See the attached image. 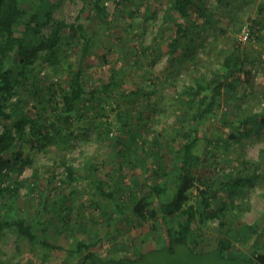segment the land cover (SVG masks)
I'll use <instances>...</instances> for the list:
<instances>
[{
    "label": "rangeland",
    "instance_id": "1",
    "mask_svg": "<svg viewBox=\"0 0 264 264\" xmlns=\"http://www.w3.org/2000/svg\"><path fill=\"white\" fill-rule=\"evenodd\" d=\"M51 1L57 4L53 14L56 19L68 24L83 23L97 32L95 45L90 50L91 64L87 68L90 80L93 83L108 82L115 73L118 85L112 89L117 95H126L122 109L131 117L132 130L136 131L140 143L139 152L143 154L145 150L151 157H146L148 160L140 165L129 156L124 160L122 170L118 171L122 155L117 158L113 149L117 148L118 139L129 134L120 128L114 104L115 110L110 109L107 115L100 114L96 124L92 118L75 122L78 127L69 142L60 140L41 150L28 142L22 143L19 149L28 163L20 176L24 185L20 186L18 196L0 195V211L12 208L16 217L28 216L30 222L39 216L40 221L57 224L59 231L50 226H44L48 227L44 229L39 223L33 225L39 235L46 236L51 242L70 246L80 240L94 241L99 243L94 250L103 259L136 260L128 264H235L219 258L215 252L206 253L213 250L222 237L232 241L234 250L241 251L242 257L255 250L264 252V125L253 130L251 137L244 139L242 147L228 138L234 129V120L264 113V28L255 30L254 34L251 31L248 42L240 41L243 26L248 24L251 28L252 20L259 16L258 6L262 0H205L210 17L194 15L201 34L193 37L196 43L192 55L185 59H182V50L188 46L183 45V49L172 57L162 35L163 31L166 35L171 34L172 22L178 20L175 13L167 16L171 0ZM99 7L105 9L107 19L99 17ZM234 47L240 49L243 68L254 76V83L239 100L224 96L216 116L202 126L203 141L198 152L207 159L197 173L200 176L220 173L224 178L234 168L241 167L242 154L259 169L255 186L243 201L249 203L250 208L245 212L224 210L215 220L198 219L191 248L202 255L193 254L185 246H178L169 254L159 247L165 235L162 224L157 223L153 228L155 224L140 223L132 217L130 196L135 190L139 196L151 194L155 198L150 187L166 184L168 178L157 163L168 156L166 141L173 140L172 145L180 147L181 139L177 138L176 130L190 125V113L178 106L176 95L182 85L194 83L203 75L211 76L220 67L218 61ZM81 51V46L75 44L69 50L68 61L78 64ZM35 74L44 91L51 82L63 83L68 79L65 69L56 72L43 64L38 66ZM137 91L139 96L131 98ZM33 104H37L35 94L28 92L14 100L16 107H23L26 111ZM249 126L253 127L255 123L251 122ZM225 140L231 144L228 150ZM157 153L161 158L156 157ZM72 167L80 172L77 174L79 181L65 185L62 180ZM144 169H148L147 172L144 173ZM155 171L156 175L153 174ZM120 173L124 179L118 177ZM110 176L118 177L116 181L121 188L118 189L121 199L118 204L97 192L96 179L111 183ZM132 181H139L142 186L133 187ZM27 182L32 185L27 186ZM72 191L75 195L68 226L52 219L53 213L42 212L39 203L42 197L48 196L53 204L63 193L70 195ZM118 207L127 214L126 218L120 216ZM222 221L226 222L225 227H222ZM242 224L255 225L263 239L257 242L256 236L252 235L242 241L238 234L243 229ZM80 258L64 250H49L42 242L33 244L20 239L14 228L0 230V264H76Z\"/></svg>",
    "mask_w": 264,
    "mask_h": 264
},
{
    "label": "trees",
    "instance_id": "2",
    "mask_svg": "<svg viewBox=\"0 0 264 264\" xmlns=\"http://www.w3.org/2000/svg\"><path fill=\"white\" fill-rule=\"evenodd\" d=\"M56 7L57 4L51 0H0L1 196L8 195L12 198L18 196L20 186L24 185V181H20V176L28 163L23 159L22 151L19 149L22 143L28 142L32 147L41 150L60 140L63 143L69 142L75 137V130L78 127L75 122L92 118L93 124H96L100 114L107 115L110 109L115 110L114 104L120 128L129 134L118 139L117 148L113 149L117 158L122 155V163L117 170H122L124 160L129 156L140 165H144V161L151 157L145 150L143 154L139 152L140 143L136 131L132 130L131 117L122 109L125 101L123 98L126 95H117L112 89H116L118 85L115 73L111 74L108 82L100 80L93 83L90 80L87 68L91 64L90 50L95 45L97 32L88 29L83 23L68 24L65 20L56 19L53 15ZM97 12L99 17L108 18L104 8L99 7ZM258 12L259 16L252 20V34L255 30L264 28V0L259 3ZM172 13L178 16V20L172 22L171 34L166 35L163 31L162 35L172 57H175L174 54L179 49H183V45L188 46L182 50L184 53L182 59H185L192 55V47L196 43L193 37L200 33L194 15L206 16L209 19L210 14L205 0H171L167 16ZM69 32L71 34H68ZM75 44L82 48L78 64H72L67 59L70 48ZM218 62L220 67L211 76L203 75L197 77L194 83L182 85L176 95L178 106L190 113L188 120L190 125L176 130L177 138L181 139L180 147L172 145L173 140H167L165 148L168 150V156H164L163 159L158 153L156 155L162 159L161 162L158 161L159 164L156 162L158 167L168 178L165 185L155 184L150 187L158 201H155L154 195L139 196L135 190H132L130 196L132 217L140 223L155 224L153 228L157 223L162 224L165 235L161 238L159 247L164 248L169 254L174 253L178 246H185L193 254L202 255L191 248V241H195L194 226L198 219L215 220L221 217L224 210L245 212L250 208L249 203L243 201L255 186L259 169L253 162L243 158L242 154L241 167L234 168L224 178L220 173L213 176H200L197 173L207 159L198 152L203 141L200 134L202 126L216 116L224 96L236 97L239 100L254 83V76L243 68L238 47H234ZM40 64L49 66L56 72L65 69L68 79L63 83L51 82L45 86L44 91L35 74ZM27 92L35 94L37 104H33L31 109L26 111L23 107H16L14 100L17 96L22 98ZM139 94L138 91L134 92L131 98ZM251 122L255 123V126H249ZM108 123L112 125V122ZM233 124L234 129L229 132L228 138L242 147L244 139L250 138L253 130L260 128L259 125H264V113L239 118L234 120ZM224 144L228 150L230 142L225 140ZM160 146L159 142L158 149ZM211 155L213 156V153ZM69 169L71 171L62 182L65 185L77 184L79 181L77 174L80 172L73 167ZM146 170L148 169H144L143 172H147ZM153 174L156 175L157 171ZM120 175L118 177L124 179L122 173ZM117 178L110 176L111 183L96 179L99 195L113 200L116 204L121 200L118 190L121 188L116 181ZM30 185L32 184L27 182V186ZM132 186L138 188L142 184L139 181L136 183L132 181ZM166 193L168 195L164 197ZM74 195L73 191L70 195L63 193L53 201V204L49 202L48 196L42 197V200H39L41 210L45 214L53 213L52 219H57L63 226H68ZM118 208L120 216L126 218L127 214ZM36 217L30 222L28 216L16 217L12 208L5 212L0 211V230L14 228L20 239L33 244L42 242L49 250H64L69 255H78L81 258L76 264H128L136 261L103 259L94 250L99 243L90 240L89 242L80 240L70 246L51 242L46 236L39 235L33 225L39 223L44 229L48 228L44 226H50L58 230L57 224L45 223L40 221L39 216ZM49 222L55 223L53 220ZM225 223L222 221V227L226 226ZM242 227L243 229L238 231L242 241H246L252 235L256 236L257 242L263 239L255 225L242 224ZM234 248L232 241L222 237L217 246L206 253L215 252L219 258L235 264H264V252L259 253L255 250L252 254L242 257L241 251L239 253Z\"/></svg>",
    "mask_w": 264,
    "mask_h": 264
},
{
    "label": "built area",
    "instance_id": "3",
    "mask_svg": "<svg viewBox=\"0 0 264 264\" xmlns=\"http://www.w3.org/2000/svg\"><path fill=\"white\" fill-rule=\"evenodd\" d=\"M250 32H251V28L250 25H244L240 34V41H242L243 43H246L249 41L250 39Z\"/></svg>",
    "mask_w": 264,
    "mask_h": 264
}]
</instances>
